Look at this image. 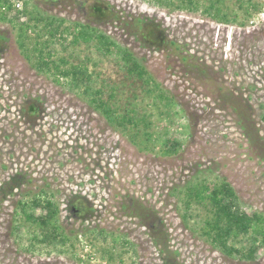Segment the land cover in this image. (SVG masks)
Returning a JSON list of instances; mask_svg holds the SVG:
<instances>
[{
	"label": "rangeland",
	"instance_id": "rangeland-1",
	"mask_svg": "<svg viewBox=\"0 0 264 264\" xmlns=\"http://www.w3.org/2000/svg\"><path fill=\"white\" fill-rule=\"evenodd\" d=\"M196 1L202 6L190 12L177 9L179 0H29L30 14L0 21V264H264V247L253 261L213 247L205 222L215 207L188 202L187 193L190 185L225 181L242 210L264 214V0H250L256 11L249 0L243 7L225 1L244 25L218 23L202 12L212 0ZM95 2L111 6L94 16L98 23ZM30 15L62 18L69 28L91 24L133 53L149 86L94 41L71 47L68 37L48 48L55 56L47 48L37 54L33 26L43 24ZM139 18L151 35L131 33ZM24 23L31 26L27 52L18 43ZM68 55L67 67H89L97 98L113 93L117 113L135 107L140 122L111 125L82 88L50 65L37 68ZM165 139L180 142L177 153L164 155ZM42 192L60 206L58 223L70 238L63 246L41 241L44 231L20 209Z\"/></svg>",
	"mask_w": 264,
	"mask_h": 264
},
{
	"label": "trees",
	"instance_id": "trees-1",
	"mask_svg": "<svg viewBox=\"0 0 264 264\" xmlns=\"http://www.w3.org/2000/svg\"><path fill=\"white\" fill-rule=\"evenodd\" d=\"M28 1L29 0H23L24 8L21 12L17 13L20 14L17 18V16L13 15L14 7L10 3V1L0 0V21L14 24V19L20 20V16L24 14H30V11L25 9ZM225 1L226 0H212L208 5L203 6L204 8L202 12L218 23H238V16L230 14L228 10L229 7L225 5ZM238 1L241 7H243V0ZM167 2L172 3L170 2V0H167ZM248 4L253 8L254 11L258 9V5L251 4L250 0L248 1ZM184 5L187 6L186 9L190 12H195L194 10L201 7L202 3L196 0H179V5L176 6L177 9L184 10ZM195 6L197 8H194ZM110 7L111 6L109 4L95 2L94 6L91 7V19L97 22L94 16H96L97 18L104 17L108 13L106 9L109 10ZM249 10L250 9L248 8L245 10L246 20L250 19L252 16L251 11ZM110 14L115 15L113 14V12H111ZM115 16L118 21H120L121 17L117 15ZM32 18L33 15H30L29 20H32ZM33 19L35 20L36 25L40 23L43 24V27L41 29L33 26L34 35H36V37L34 38L40 40L39 42L35 43V46L33 47L37 54L43 51L41 49H48L50 48V46H52V44H57L62 39H64V42L69 41L68 37H71L70 42H68V46L71 47L80 44H89L94 41L97 49L104 52V49L106 48L107 51L104 52L105 54L115 56L120 59L123 64L122 67H124V69L130 74L131 77L135 75L138 79H143V83L146 86H149L150 77H146L147 71L145 67L139 60L134 57L133 53L128 48L123 47L111 40L109 36H106L91 24L77 22L74 24V27L69 28L64 26L66 20L62 18L56 19L55 17H51L49 15H38ZM239 23L244 25L246 22L242 21ZM125 24L127 25L126 22ZM151 24L153 23L151 22ZM131 27L133 28V31H131V33L135 36H139L140 34L143 35V33L145 32L147 33L148 29H150V31L148 32L150 33V35L151 32H153L149 27V21L144 18L137 19V21ZM30 30L31 26L26 23L18 27V43L20 48L26 52V47H30V36L28 34ZM64 34H67V36L64 37ZM5 41V36L0 33V52L2 51V45ZM39 45H41V47H39ZM63 47L64 49H67V46ZM55 53L56 50L51 51L48 49L47 51V55L51 57L55 56ZM68 56V60L67 58L62 56L57 59L59 60V62H56V60H49L48 62L46 61L42 64H39L37 68L42 70L43 66L50 65L55 69L56 73H59L61 76L63 75V78H68L69 85L76 87L77 89L82 88V92L80 93L87 95L90 103L95 105L94 107L96 110L102 112V114L106 117L111 125L126 127L127 123L137 125V123L140 122L135 116V114L137 113L135 107L126 109L125 114L123 115L117 113L118 106L115 105V103V107H112V105L109 104L111 99H114L115 97L113 93L109 95V101H103L102 99L97 98V95H101L102 91L100 90L97 92L93 90L91 86H89V83H92V73L90 72L89 67L83 65H73L67 67L71 65V55ZM152 86L155 87V84H153ZM91 95H94V97H92ZM234 109L237 110L236 107H234ZM245 129L247 131L248 127H245ZM163 144L166 147L163 151L164 155H173L177 153L181 146L179 141L173 139H165ZM187 190V193H189L190 196L188 202L191 200H195L196 202L210 200L213 204V207H215L213 218L205 222L207 226L206 236L212 243V246L221 251L223 254L232 258H239L247 261L256 260L258 251L264 247V214L260 212H254L252 215H248L244 210H242L239 197L237 196L234 188L225 181L220 185H215L212 189L207 184L202 182L194 186L190 185ZM46 195L47 193L42 192L41 196H35L31 201H22L20 203V209L25 216V221L33 223L35 226H38L42 231H44V236L40 239L41 241L49 243H57L58 241L63 246L70 240V238L64 233L58 223L60 206L57 202L52 200V197L45 198ZM70 204L72 205V202H70ZM39 209L42 210V213L38 216L37 212L39 211ZM18 227L20 226L17 225L16 230ZM250 231H253L254 236H252L248 244L243 243L244 235L249 234ZM96 233L99 234L100 238H102V234H106L105 231H97ZM106 235H109V233ZM164 237L165 235L159 238V240L162 238L164 239ZM114 240V243L118 242V238H114ZM239 242L242 244L240 247H237L236 243Z\"/></svg>",
	"mask_w": 264,
	"mask_h": 264
},
{
	"label": "built area",
	"instance_id": "built-area-1",
	"mask_svg": "<svg viewBox=\"0 0 264 264\" xmlns=\"http://www.w3.org/2000/svg\"><path fill=\"white\" fill-rule=\"evenodd\" d=\"M9 1L13 5V7L16 8L17 10H22L24 7L23 0H9Z\"/></svg>",
	"mask_w": 264,
	"mask_h": 264
}]
</instances>
